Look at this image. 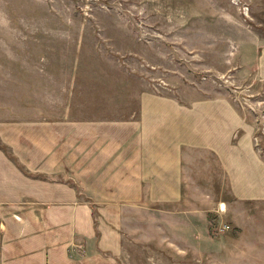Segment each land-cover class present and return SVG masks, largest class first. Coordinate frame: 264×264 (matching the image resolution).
Segmentation results:
<instances>
[{"label": "rangeland", "instance_id": "obj_1", "mask_svg": "<svg viewBox=\"0 0 264 264\" xmlns=\"http://www.w3.org/2000/svg\"><path fill=\"white\" fill-rule=\"evenodd\" d=\"M261 44L264 0H0V188L12 191L0 206L20 222L53 196L45 205L62 206L51 218L80 264H264V196L239 198L248 192L213 159L186 167V199L123 212L119 197L96 198L106 190L71 143L53 154L27 139L134 117L140 92L205 93L253 122L264 161V82L251 70ZM64 161L59 174L51 165Z\"/></svg>", "mask_w": 264, "mask_h": 264}, {"label": "crops", "instance_id": "obj_2", "mask_svg": "<svg viewBox=\"0 0 264 264\" xmlns=\"http://www.w3.org/2000/svg\"><path fill=\"white\" fill-rule=\"evenodd\" d=\"M260 47L251 70L264 82V45ZM245 115L226 96L204 93L193 99L140 92L139 109L134 117L122 121L76 122V138L65 136V121L57 122L56 127L49 125L51 130L47 132L42 126L44 134L41 133L40 140L35 133H27V139L34 140V145L37 141L49 143L53 154L71 143L81 159H89L91 186L96 183V193L97 188L106 190L105 195L96 194V198L119 197L123 212L144 208L146 204L156 208L186 199V167L203 157L213 159L228 174L235 192H248L247 196L236 192L239 198L256 199L264 196V161L251 139L256 126ZM77 158L72 153L71 159ZM67 165L77 170L80 162L68 161ZM51 166L59 173L66 162ZM1 176L0 170V180ZM4 193L5 196L0 188L1 203L12 195V191L4 190ZM53 198L50 194L43 197L45 204ZM58 204L45 208L43 205L41 211L34 210L32 218L24 217L20 222L12 217L15 210L1 204L0 264H80L78 257L71 259L65 254V247H69L66 242L72 240H65L64 228L51 218L60 216L62 206ZM197 206L203 209L204 205Z\"/></svg>", "mask_w": 264, "mask_h": 264}]
</instances>
